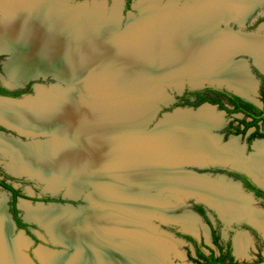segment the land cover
<instances>
[{
  "label": "bare ground",
  "instance_id": "1",
  "mask_svg": "<svg viewBox=\"0 0 264 264\" xmlns=\"http://www.w3.org/2000/svg\"><path fill=\"white\" fill-rule=\"evenodd\" d=\"M194 1L179 10V0H169L165 11L159 12L158 4L153 0H140L143 18L140 23L141 27H149L148 34L145 32V36L142 34V38L133 43L126 40L132 37L129 34L131 30L127 32L129 35L123 34L126 43L120 49L125 50L119 49L116 53L120 55L115 56V63H111L112 56L108 55V50H115L106 42L98 41L90 31L81 29L82 33L78 34L80 40L73 39L76 37L71 35V30L65 31L60 21V1L0 0V53L10 51L13 55L6 65V72L14 84L55 69L59 77L69 79L68 73L86 75L85 81L93 83L92 87L86 84L80 87L77 92H82L83 97L79 95L73 99L64 97L60 90H39L35 99L23 104L0 101V121L33 136L41 135L46 128L52 127L54 137L51 144L34 142L23 145L0 135V152L12 154L13 159L19 157L23 162L11 167L12 173L42 177L53 187H58L60 180L64 181L67 173L73 171L82 178L73 183L77 185L72 187L75 193L82 187L80 184L87 186L104 179L92 199L106 200L107 203L92 211L96 215L94 219H90L93 214L81 213L83 223L71 218L73 214L67 211L22 205L27 218L47 224L57 233L54 234L56 238H67L65 244L71 243L68 245L79 249L87 247L85 255L80 253L72 258L45 249L54 254L42 253V264H156L157 256L160 260L157 264H168L170 252H166L169 247L163 238H169L154 237L157 229L150 224V217L157 211L163 215L157 201L150 195L154 188L165 187L171 192L177 190L182 195L195 196L218 208L228 221L244 218L261 220L256 210L251 216L252 201L241 194L238 184H227L225 179L218 182L198 180L194 178H211L180 173L189 165L230 163L257 177L264 175L263 144H256L258 152L250 158L244 157L237 138L225 146L220 145L217 138L209 136L207 127L218 125L219 115L208 107L196 113H193L195 110L178 112L155 134L143 136L140 130L147 113H140L135 105L145 106L143 100L154 91L150 90L152 83L146 87L142 80L129 85L135 90L127 91L135 109L125 114L130 111L126 108L131 107L123 102L124 106L116 103L119 84L112 73L120 74L124 70V67H119L121 62L126 61L128 65L142 57L147 59L141 65L155 64L153 67L157 66L161 76L168 72L176 74L182 71L180 67L192 68L190 77L196 72L195 80H192L195 83L200 79L225 81L238 92L255 99V78L245 62L236 61V55L242 49L254 54L256 64L264 71L260 62L264 60V35L221 28L222 23L230 19L242 21L254 6L251 8L250 0ZM261 29L264 25L260 26ZM230 56L237 63L231 65L227 62ZM70 63L71 67L80 70L70 71ZM99 64H103L102 68L95 67ZM97 69L104 70L101 77L106 84L103 87L108 86L110 96L102 94L99 84L95 88L99 80ZM89 76L93 78L88 80ZM110 119L116 121L111 123ZM56 135L59 140H55ZM3 202L0 199V264H28L19 252L26 241L21 237L11 240L12 229ZM151 208L155 211L152 212ZM196 218L187 214L180 221L186 229L194 232ZM138 220L143 221L139 226ZM237 241L239 257L245 256L248 238L239 237Z\"/></svg>",
  "mask_w": 264,
  "mask_h": 264
},
{
  "label": "rangeland",
  "instance_id": "2",
  "mask_svg": "<svg viewBox=\"0 0 264 264\" xmlns=\"http://www.w3.org/2000/svg\"><path fill=\"white\" fill-rule=\"evenodd\" d=\"M49 1H51V0H49ZM57 1H60V21H61V26L64 29L66 28L65 31L68 32L71 30V32L73 34H75V35H73V34H71V35L76 37L73 39H79V40H80V38L78 37V34L82 33V31H80L81 29L86 31V32L90 31L91 35L96 37V39L98 41L106 42L107 46L112 47L115 50V51H109L108 50V55L112 56L111 60H110L111 63H115V61H116L115 56L118 57L120 55L116 52L120 48L125 47L123 44L126 42H125V39L123 38L124 37L123 34H125V33H126L125 35L130 34L132 37H130V39H126V40L133 43V42L139 40L140 38H142L141 37V36H143L142 34H144V36H145L146 33L149 31V27H146L143 25H142L143 28L141 27L140 22L143 20V18H142V10L140 9L142 7V5L139 4L140 0H138V2H137V0H134L132 2L133 7L135 5H137L139 10H136L135 8H133L132 5L130 6V8H127L128 0H57ZM247 1H249V0H247ZM153 2L158 4L156 6L159 8V12L165 11L166 7L169 6V0H153ZM193 2H195V1L194 0H179L177 6H178L179 10H182L187 4H192ZM251 2H252V7L254 6V8H253L254 11H253V14L250 15L247 23L243 26L230 24V27H231V29H233L235 31H243L242 33H255V32L260 33L261 32V34L264 35V30H262V29L260 30V26L262 24H264V1L263 0H257L255 3L253 1H251ZM156 10H158V9L156 8ZM222 28H225V26H223ZM129 30H131V31L128 34L127 32H129ZM138 32H140L141 34ZM70 41H72V40H70ZM127 43L129 44V42H127ZM120 50H125V49H120ZM9 52L0 53V84L4 87L9 86L11 88L18 86L17 89H14V90H22L20 85L22 83L25 84L26 79L25 80L21 79V81L18 82L19 84L18 83L14 84V82L12 80H10V78L6 72V65L10 62V60L13 56ZM146 59H147L146 57H142L137 62H130L128 65H126L127 64L126 61L121 62L119 67L121 69L124 67L123 68L124 70L121 71L120 74H115V72L112 73L113 75H115L114 78L115 77L118 78L117 84L120 85V86L118 85L117 90H116L117 93L119 94V97H118L116 103H120L122 106H124L123 103L128 104L131 107L129 109L126 108V111H128V110H130V111L125 112V114H129L132 111V109H135L134 104L132 105V103H131V98L128 97V94H127L128 93L127 91L130 90L129 92H132L133 91L132 89H134V88H132V86L130 87L129 85H131L133 83H135V85H136V83L141 82V80L143 82H145V84L143 83V85H145L146 87H149L150 83H152L151 85H153V88H150V90H152L154 92H152L147 97L144 96L145 99L143 101H145V102L143 104H145V106H140L137 104L135 105L139 109L140 113H141V111L147 113L148 108L146 107V105L148 106L149 104H147L146 101H148L150 97H153L155 95H159V90H160V88H159L160 80L159 79L162 76L160 74H158L159 72L156 69L157 66L153 67V65H155V64H150V65L149 64H142L141 65V63ZM236 60L237 61L248 60V62H249L248 65L251 67L253 74L257 78V80H255L256 85H257L255 100L258 101L262 105V103L259 101L260 77L258 75L261 72L260 68H258L257 64L254 63V60L252 58H250L246 55L245 56L244 55L238 56ZM227 62H230L231 65H234L235 63H237V62L234 63L233 58H231V56L227 58ZM242 62L246 63V61H242ZM71 64L72 63H70L68 66L70 71L80 70V69H76L74 67H71ZM143 65H145V66H143ZM102 66H103V64H99L98 66H95V67L102 68ZM152 68H153V70H152ZM154 69L156 70V72ZM180 70L187 71L188 74L192 73V68L191 69H187V68L183 69V67H180ZM55 71L56 70L50 71L46 74H40L39 76H41V77L31 80L29 82V84L26 85V87H29L30 91H28L24 95L29 96V97H33L35 99L36 94L34 91V85H40V86H43L44 88H46L47 90H50V89H52V86H56L57 84H59L60 90H62L63 96L64 97L69 96L70 98L73 99L75 96H79V95L83 97V93L77 92V90L79 91L80 87L84 86V84H86L89 87L93 86L92 82L85 81L86 75L77 76V74L68 73L70 78L69 79L65 78V79L70 81L69 82L70 84H69L68 81H60L59 79H57L54 76L55 73H52ZM96 71L99 72V80L96 81L95 88L99 84V87H98L99 90L102 92L103 95L108 96L110 94L111 90L108 88V86L103 87V84H106V82H105L104 78L101 77V74L104 70L103 69H97ZM195 74H196V72L191 74V78L193 81L195 80ZM156 76H158V77L160 76V77L157 78ZM91 77L92 76H89L88 80L93 78V77L92 78ZM78 78H81V79H78ZM129 78H132V79L130 80ZM153 78H156V79H153ZM86 79H87V77H86ZM149 79H151V81ZM205 85L208 86L209 84H205ZM179 87H182V86H179ZM222 87L226 89V87L224 85ZM127 88H129V89H127ZM186 88L190 89V86L187 84V82L184 83L182 89H176L174 87L169 88L168 93L172 98H174V102L178 103L179 97H181L183 95ZM125 89H126V91H125ZM69 97H67V98H69ZM178 105L179 104H177V106H175V107L172 106L170 108H166L162 112H160L157 119L154 120L153 123L146 129V132H151L152 130H154V128L156 127V124L159 121H161L162 119H164L166 114L173 113V111L176 109V107L183 108V109L192 108L193 110H195V111H193V113L198 112L203 107H208V108L214 109L215 112L219 115L218 125L213 124L214 126H207L209 128V136L217 138L219 141V144L223 145V146L227 145L231 141V139H233V138H237L239 140L238 143L240 144L241 147H243V145H246V140L244 139V137H242L241 135H236L234 133V130H232V129H235V127L238 126V123L243 119V116H241L240 114L227 115V113L225 111H223L221 108H219L217 105H212V104H206L204 106L201 105L202 107L201 106L196 107V106H190V105H181V106L180 105L178 106ZM163 108H164V106H163ZM188 110L189 109H187V111ZM110 120H111V123H114L116 121L115 119H110ZM205 126L206 125H204V127ZM59 129H60V127H59ZM156 131H158V130H156ZM156 131L152 132V134H155ZM251 131H249V133ZM3 132L4 133H0L1 136H4L6 138H10V139H14L23 145L28 144V143H34V142L51 144L50 142L53 141V139H54V137L52 135V127H50V129L46 128L41 135L33 136V135L26 134V135H28L27 137L18 135L16 132H13L11 130H6ZM140 132H142V130H140ZM249 133H248V135H249ZM141 134H143V133H141ZM152 134H145V136H149ZM69 138H76V137H69ZM59 139H60V137L58 135H56L55 140H59ZM257 141L258 140H256V142ZM257 143H264V139L260 140V142H257ZM243 149H244V147H243ZM243 152H244V150H243ZM203 154H205V152ZM6 156H8V157H6ZM244 156H245V153H244ZM248 158H250V157H248ZM16 161H17V163H16ZM19 162L23 163L19 157L18 158L15 157V159H13L12 154H4V153L0 152V171H2L3 173H6L8 176L14 175V176L19 177V179H25V180H29L32 182L31 185L30 184L20 185V184L16 183L15 186L17 188L21 187L24 195L26 196L25 199L22 198V199H19V201H18L19 212H20L21 218L24 221H28L30 223V225L36 226V227H31L30 231L38 239L37 245H33V242L29 241V239H28L29 237L27 236L26 231L19 230L14 225L13 217H12L13 212H12V206H11L12 196L8 191L0 188V199H2L4 201L3 205L5 208V213L8 216V220H9V223H10L11 229H12L11 230V240L14 241V240H17L19 237H21L26 241V245L24 247H21L19 250L21 256H24V258H26L25 254L28 255V257L30 258V259H28V260H30L29 262L26 258L28 264H37V263L42 264V262H40V261H42V257H41L42 253L48 254L49 256L51 254H54V253H51L47 250H50L52 252H58V253L64 252L65 255L69 258H72L75 255H80V253H84L82 255H85V253L88 252L86 250L87 247H83L82 249H79L77 247L68 249V248H64L63 246H61L60 243L61 242L64 243V241L66 242L67 238L66 237H63L62 239L60 237L56 238L55 235H57V233H54V231L51 230V228L48 227L47 224H44V223L42 224V222H40L38 220H33L30 218H27L26 211L24 208L22 209V205L27 204L30 207H32L33 209H41L42 210V208H43L44 210L57 209L59 211L62 210L63 212L67 211V212H70L71 214H73L74 217L70 216V215H68V216H70L71 218H74L78 222L83 223L84 218L82 219L83 214L81 215V213H84L86 215L90 213V215H92L93 214L92 211L97 210L98 205H101L99 207H103L104 206L103 203L106 202V200L92 199V198H94L93 196H94V193L96 192V190L104 183L103 182L104 179L102 178V181L99 180L98 181L99 183L96 182L94 184H89L87 186H85L86 184H84V183L80 184L82 187L79 188V190H77V192L81 191L79 193L80 194L79 199H77V200H66V199L63 200L62 197L66 193L75 197V194L77 192L75 193V189H73L72 187L77 186V185H73V183L75 181L78 183L79 180L82 179V178H80L81 176H78L73 171H71L70 173L68 172L67 178H63L64 181L60 180L61 184L58 187H53L52 185L49 184L48 180H46L44 178H43L44 179L43 180L42 177H41V179H39L40 177H37V176L34 177V176H30V175L23 174V173L15 175L14 173H12L11 167H13L15 164H20ZM209 162L210 161H208V163ZM210 163H212V162H210ZM185 167H187V166H185ZM218 167H220V165L212 166L211 164H209L208 168H206L204 170H199L196 167L195 168L194 167H187L185 169L187 171H195L199 175H205V176H208L211 178V179H209V178H198V177L194 176L195 178L192 177L194 179L197 178L198 180H208L210 182H218V181H220L219 180L220 176H223L222 174L217 173V172L213 173V170L218 168ZM60 174L63 175L62 173H60ZM166 174H168V173H166ZM180 174H187V173L181 172ZM187 175H190V174H187ZM87 178H88V176H87ZM225 182L227 184H231V182H227V180H225ZM40 191L56 192V196L61 197V200H59V201H51L50 200L49 202H44L41 199ZM169 191H170V189L165 188V187H162L159 189L154 188L150 191V195L153 196V198L157 201L156 204H158V206L161 208V211L163 213V215H161V213L160 212L158 213V211H157L156 214L154 215L155 217L154 216L150 217V219H152L150 221V224L152 226L154 225L156 228H158V230H156L157 234L154 235V237H156V238L160 237L161 238L163 236L164 237L167 236L169 238V240H167L166 238H163V240L166 242V245L169 247V248H167L166 252L167 251L170 252V254L168 255V258L170 260V261L169 260L167 261L168 264H196L193 261V259L196 258L193 247L189 243H187L185 240H183L182 238L173 234L172 230H174V229L181 230V231H182V229L185 230L186 228H185L183 222L180 220H182V218L186 217L187 214H191L194 217L196 216L198 218V220L195 224L196 225L195 233H197V234L201 233V234L206 235L208 233V230L204 226V222L196 215L195 211L193 210V205L195 202L196 203H205V204H207V203L205 201H201L198 198H194V197L193 198H185L182 194H179L180 192L173 193V192H171V191L169 192ZM175 191H177V190H175ZM163 192H165V193H163ZM171 193H173V194H171ZM86 199L88 202H85ZM108 204H112V203L108 202ZM68 206H72V207H74V209L68 208ZM253 206L255 208H257L254 205V203H253ZM257 209H259V208H257ZM150 210H152V212L155 211V210H153V208H151ZM102 211H99V212H102ZM95 216L96 215L93 214L90 217V219H94ZM86 220H87V218H86ZM136 223L139 226L143 223V221L138 220V221H136ZM147 224H149V222H147ZM74 227H75V225H74ZM142 227H144L145 229L147 228L146 226H142ZM67 228H69V227H67ZM224 229H225V227H224ZM187 231H188V229H187ZM223 231L225 232V230H223ZM55 232H59V230H55ZM189 232H190V230H189ZM60 233H61V230H60ZM66 233H67V229H66ZM68 233L73 234L71 232H68ZM77 233H79V232H76V234ZM173 240L174 241H176V240L181 241L182 244H180L178 241L176 243ZM160 241H162V240H160ZM208 243H209V241H208ZM68 244H71V243H68ZM251 246H252V244L250 245V248H251ZM254 247L252 246V251L250 252L251 259H249L248 261H250V262L253 261V259L257 255H259L260 257H262L264 259V248H262L261 250L259 249L260 250V254H259L258 248L255 247V249H254ZM76 248L79 249L78 250L79 252L77 251ZM45 249H47V250H45ZM81 250H83V251H81ZM237 251H238V244H237V239H236V255L239 257ZM30 252H32V254H33L32 258L30 257ZM37 253L40 257L39 258L40 261L37 257ZM161 255L162 254H160V257H161ZM57 256H60V255H57ZM61 256H64V255H61ZM248 257H249V255H248ZM238 259L244 260L243 258L241 259V257H239ZM31 261H33V262H31ZM158 261H160V260H158V256H157L156 264Z\"/></svg>",
  "mask_w": 264,
  "mask_h": 264
},
{
  "label": "flooded vegetation",
  "instance_id": "3",
  "mask_svg": "<svg viewBox=\"0 0 264 264\" xmlns=\"http://www.w3.org/2000/svg\"><path fill=\"white\" fill-rule=\"evenodd\" d=\"M133 1L134 0H132V2ZM251 1L255 3L257 0ZM253 11L254 9L251 10V14H253ZM258 76L260 77L259 101L262 103V107L240 97L242 99V101H240V105L244 109L240 112L228 113V111L224 108L222 109L219 104H212L209 101H218L228 110H234L238 105L236 106V104L232 103L228 99V96L224 93L217 94L215 92L208 91V89L212 87L192 89L204 91L198 92L196 94H191L190 98L188 99L194 105H197L201 99H207L208 101L204 102L203 104L208 103L217 105L219 108L225 111L227 115L240 114L241 116H243V119L238 123V126L232 130H234V133L236 135H241L246 140V145H243L244 149L243 147H241L244 150L243 155L245 153L244 157L246 158L251 157L256 152H258L256 143L264 139L263 120L259 121L256 125L248 126L250 123H252L254 118H262L264 116V74L260 72ZM0 90V96L7 98H20L28 91H30L29 87H26L24 90H11L7 87L2 86L1 84ZM223 90L229 92L226 89ZM250 103L254 104L256 108L250 106ZM248 114H250L251 116H248ZM6 130L7 129L4 126L0 125V133ZM249 131L251 132L249 133ZM256 140L258 141L256 142ZM260 144L264 145V143ZM214 172L223 175L220 176V179H225L227 180V182H231V184H238L237 187L242 192L241 194L243 196H247L252 201V207L250 209L251 216H253V213L256 210V212L258 211L260 213L261 220L259 221L256 218H244L228 221L224 216H222L218 208H212L209 204L207 205L205 203L195 202L193 205V210L195 211L196 215L204 222V226L207 228L208 233L205 235L201 233L197 234L195 233V231L189 232V230L187 231V229H182V231L174 229L172 230L173 234L182 238L193 247L196 255V258L193 259V261L196 264H209L210 261L214 260L218 261L216 262V264H264V259L259 255L255 256L253 261H248L249 259H251L250 252L252 251V246L258 248L259 254L260 250L264 248V175L257 177L252 172L234 166L233 164L220 165V167L213 170V173ZM251 175L254 177H252ZM10 176L0 171V188L8 191L12 196L11 206L13 212V223L17 229L26 231L27 236L29 237V241L33 242V245H37L38 239L30 231L31 227L36 226L26 223L21 218L19 212L18 201L22 198L25 199L26 196L24 195L21 187L17 188L15 186L16 183L20 185H31L32 182L25 179H19V177L14 175ZM15 192L18 193L17 196L15 195ZM40 194L41 199L44 202H49L50 200H61V197L56 196V194H49L47 191H40ZM253 203L259 209L255 208L253 206ZM21 224H25L26 227L21 226ZM223 230H225V232ZM239 237L248 238V247L245 249V256L241 257V259L243 258L244 260H239V257L236 255V239L238 240ZM251 244L252 246L250 248ZM200 254L205 256L206 259H199ZM25 256L27 260L30 259L27 254H25ZM30 257H33L32 252H30ZM29 261L30 260H28V262Z\"/></svg>",
  "mask_w": 264,
  "mask_h": 264
},
{
  "label": "water",
  "instance_id": "4",
  "mask_svg": "<svg viewBox=\"0 0 264 264\" xmlns=\"http://www.w3.org/2000/svg\"><path fill=\"white\" fill-rule=\"evenodd\" d=\"M137 2H138V0H137ZM132 7H133V5H132ZM133 8H135L136 10H139L138 9V7H137V5H135ZM250 15H251V11L250 12H248L247 13V17L245 18V19H243L242 21H239V20H236L235 18L234 19H230L228 22H226V23H222V25H221V28L223 27V26H225V28H222V29H226V28H229L230 30H233V29H231V27H230V24H235V25H238V26H243V25H245L246 23H247V21H248V19H249V17H250ZM128 25V24H127ZM233 31H235V30H233ZM237 32H239V31H237ZM242 50H244V49H242ZM242 50H240V52H238L237 53V55H236V59H237V57L238 56H241V55H246V56H248V57H250V58H252L253 60H254V63H256L257 61H256V57H255V55L254 54H252V53H250V52H247V51H242ZM237 61V60H236ZM241 61H246V64H247V69L249 70V73L253 76V78H255V80H257V78H256V76L253 74V72H252V70H251V67L248 65L249 64V62H248V60H240V61H237V62H241ZM261 63H262V65L264 66V60H261L260 61ZM55 66V68H57V66L56 65H54ZM258 66V65H257ZM258 68H260L259 66H258ZM56 70V69H55ZM260 70H261V72L264 74V71H262V69L260 68ZM55 72H57V71H55ZM55 72H52V73H55ZM188 72L187 71H178L176 74H172V73H166V74H164L159 80H160V86H159V88H160V90H159V95H155V96H153V97H150L149 98V100L148 101H146L147 102V104H149L148 105V112H150V113H148L147 112V114L145 115V116H147V118H146V122H145V124H143L142 126H141V130H142V132L141 133H143L142 135L143 136H145V134H152V132H154V131H156V130H158L160 127H162L165 123H167V121L170 119V118H172V117H174L175 115H176V113H178V112H185V111H187V109H189V110H193L192 108H187V109H183V108H179V107H176V109L173 111V113H169V114H166L165 115V117H164V119H162L161 121H159L157 124H156V127L154 128V130H152L151 132H146V129L153 123V121L154 120H156L157 119V117H158V115L160 114V112H162L164 109H166V108H170V107H172V106H174V104H175V102H174V98H172L170 95H169V93H168V89L169 88H171V87H174V88H176V89H182V87H183V85H184V83H186L187 82V84L190 86V89H202V88H206V87H212V88H216V89H225V88H223L222 86L224 85L225 87H226V90H228L229 92H232L233 94H235V95H237V96H239V97H241V98H243V99H245V100H247V101H250V102H252V103H254V104H256V105H258V106H261L262 107V105L258 102V101H256L255 99H252V98H250V97H248V96H246V95H244V94H242V93H240V92H238L237 91V89L236 88H234L231 84H228L227 82H221V81H216V82H214V81H211V80H203V79H200V81H198V82H193L192 81V79H191V77H190V74H187ZM54 76L57 78V79H59L60 81H68V83L70 82L69 80H66L65 79V77H59L57 74H54ZM39 77H41V76H34V77H31V78H28L27 80H25V84L24 83H22L20 86H21V89L22 90H24L25 88H26V85L27 84H29V82L31 81V80H33V79H37V78H39ZM70 84V83H69ZM205 84H209L208 86H206ZM7 86V85H6ZM179 86H182V87H179ZM17 87L18 86H15V87H7V88H9V89H11V90H14V89H17ZM187 89V88H186ZM185 89V90H186ZM39 90H42L43 92L44 91H46V92H51V91H57V90H60V85L59 84H57L56 86H52V89H50V90H47L46 88H44L43 86H40V85H34V91H35V94H36V97H37V95H38V91ZM60 92L62 93V90H60ZM143 96V95H142ZM35 97V98H36ZM30 99H34L33 97H29V96H22L21 98H7V97H1L0 96V101L1 102H5V103H10V104H13V105H15V104H23L24 102H26V101H28V100H30ZM206 104V103H205ZM204 105V104H203ZM163 106H164V108H163ZM0 125H2V126H4L7 130H11V131H13V132H16L18 135H21V136H28V135H26V134H24V133H22V132H20L18 129H16L15 127H12V126H10V125H8V124H6V123H4V122H2V121H0ZM132 130H134V129H132ZM3 133V132H2ZM212 166H216V165H227V164H211ZM187 167H196L197 169H199V170H204V169H206V168H208V165H206V166H202V165H189V166H187ZM187 167H185V168H187ZM184 168V170H183V172H187V173H191V174H193L194 176L196 175V176H204V175H199L197 172H195V171H187L186 169ZM252 176V175H251ZM252 177H254V176H252ZM175 192H177V191H175ZM175 192H173V193H175ZM49 194H52V195H55L56 194V192H48ZM163 193H165V192H163ZM169 193V192H168ZM173 193H171V194H173ZM181 193V192H180ZM179 193V194H180ZM162 194V193H161ZM80 195V194H79ZM79 195H75V197H73L72 195H70V194H64V196L62 197L63 198V200H77V199H79L80 198V196ZM185 198H197V197H195V196H185V195H183ZM168 199V198H167ZM202 201V200H201ZM85 202H88L87 201V199L85 200ZM53 205V204H52ZM55 205V204H54ZM58 206V205H57ZM210 207H212V206H210ZM68 208H72V209H74V207H72V206H68ZM212 208H214V207H212ZM26 223H28V224H30L28 221H25ZM154 226V225H153ZM155 227V226H154ZM156 228V227H155ZM157 230H158V228H156ZM60 245L61 246H63L64 248H68V249H70V248H75L74 246H70V245H68V244H64V243H60ZM77 249V248H76ZM77 251H78V249H77ZM79 252V251H78ZM55 253H58V252H55ZM59 254H61V255H64V256H66L65 255V253L64 252H60Z\"/></svg>",
  "mask_w": 264,
  "mask_h": 264
},
{
  "label": "trees",
  "instance_id": "5",
  "mask_svg": "<svg viewBox=\"0 0 264 264\" xmlns=\"http://www.w3.org/2000/svg\"><path fill=\"white\" fill-rule=\"evenodd\" d=\"M131 4H132V0H128V4H127V8H130V6H131ZM1 91V90H0ZM201 91H204V90H192V89H186L185 90V92H184V94L181 96V97H179V101H178V103H175L174 104V107L175 106H177V104H179L180 106L181 105H190V106H199V105H201V104H203L204 102H206V101H208L207 99H201L200 100V102L197 104V105H194V104H192L188 99L190 98V96H191V94H196V93H198V92H201ZM208 91H210V92H215V93H217V94H225V95H227L228 96V99L232 102V103H234V104H236V108L234 109V110H228L227 108H225L224 107V105H222V104H220L218 101H209L210 103H212V104H219L220 105V107L223 109H226L227 111H228V113H235V112H240L241 110H243L244 108L240 105V101H242V99L240 98V97H238V96H236V95H234L233 93H231V92H227V91H225V90H223V89H216V88H209L208 89ZM178 105V106H179ZM250 106H253V107H255L256 108V106L254 105V104H251L250 103ZM248 116H251L250 114H248ZM261 120H263L264 121V116L262 117V118H254V120L252 121V123H250L248 126H251V125H256L259 121H261ZM17 192H15V195L17 196ZM21 226H23V227H26V225L25 224H21ZM200 257H199V259H202V260H205L206 258H205V256H203V255H199ZM216 262H218L217 260H214V261H210L209 262V264H216Z\"/></svg>",
  "mask_w": 264,
  "mask_h": 264
},
{
  "label": "crops",
  "instance_id": "6",
  "mask_svg": "<svg viewBox=\"0 0 264 264\" xmlns=\"http://www.w3.org/2000/svg\"><path fill=\"white\" fill-rule=\"evenodd\" d=\"M264 1V0H263ZM251 2V1H250ZM252 3V2H251ZM251 7H252V5H251ZM250 10V9H249ZM248 13V12H247ZM264 24H262V26H263ZM264 30V29H263Z\"/></svg>",
  "mask_w": 264,
  "mask_h": 264
}]
</instances>
